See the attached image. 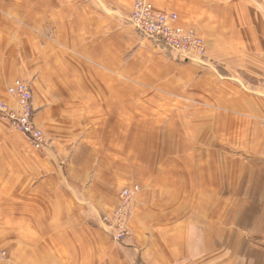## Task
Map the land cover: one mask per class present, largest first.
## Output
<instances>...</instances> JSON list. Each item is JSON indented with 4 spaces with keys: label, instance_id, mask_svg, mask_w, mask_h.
<instances>
[{
    "label": "crops",
    "instance_id": "0c3cea01",
    "mask_svg": "<svg viewBox=\"0 0 264 264\" xmlns=\"http://www.w3.org/2000/svg\"><path fill=\"white\" fill-rule=\"evenodd\" d=\"M134 0H0V99L31 86L51 148L0 120L5 264H264V0H150L205 41L179 62ZM139 185L132 240L101 218Z\"/></svg>",
    "mask_w": 264,
    "mask_h": 264
},
{
    "label": "built area",
    "instance_id": "2783aa9c",
    "mask_svg": "<svg viewBox=\"0 0 264 264\" xmlns=\"http://www.w3.org/2000/svg\"><path fill=\"white\" fill-rule=\"evenodd\" d=\"M128 22L142 39L152 41L177 61H206L204 39L195 30L179 25L177 14L156 10L150 0H134ZM8 96L12 101L0 99V120L25 135L33 150L47 155L51 146L45 133L35 122L31 86L16 80L8 88ZM140 192L139 185L125 186L119 193L116 208L111 214L101 218V223L108 229L117 245H125L132 240L130 224L135 198ZM6 259L7 253L0 252V264Z\"/></svg>",
    "mask_w": 264,
    "mask_h": 264
},
{
    "label": "rangeland",
    "instance_id": "374dc122",
    "mask_svg": "<svg viewBox=\"0 0 264 264\" xmlns=\"http://www.w3.org/2000/svg\"><path fill=\"white\" fill-rule=\"evenodd\" d=\"M2 121V120H1ZM3 122H5V121H3ZM1 205H4V200H0V206ZM130 226H131V224H130ZM1 231H3L4 232V230H1ZM0 231V232H1ZM9 261V257H8V254H7V259H6V261L5 262H8ZM5 262L3 263V264H5Z\"/></svg>",
    "mask_w": 264,
    "mask_h": 264
}]
</instances>
